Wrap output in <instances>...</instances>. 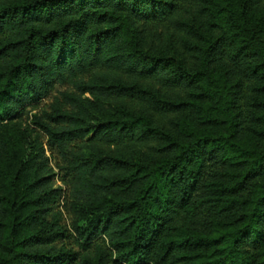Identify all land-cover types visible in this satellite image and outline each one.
I'll return each mask as SVG.
<instances>
[{
    "label": "trees",
    "instance_id": "1",
    "mask_svg": "<svg viewBox=\"0 0 264 264\" xmlns=\"http://www.w3.org/2000/svg\"><path fill=\"white\" fill-rule=\"evenodd\" d=\"M55 85L31 124L64 192L24 126ZM263 246L264 0H0V264H255Z\"/></svg>",
    "mask_w": 264,
    "mask_h": 264
},
{
    "label": "rangeland",
    "instance_id": "2",
    "mask_svg": "<svg viewBox=\"0 0 264 264\" xmlns=\"http://www.w3.org/2000/svg\"><path fill=\"white\" fill-rule=\"evenodd\" d=\"M150 68V64H144V69ZM64 90H67L66 87L64 86H59V85H55L49 95L45 98H43L40 102L38 103H32L30 105H28L27 107V111L29 112V119L26 123H24V126L28 129L29 132V136H30V140H34V139H38V141L40 143H42V147L45 151V155L49 158V165L50 167L53 169V175H54V181L53 184L55 187H61L63 192L66 190V185L64 183V181L62 180L61 175L59 174L58 170L56 169V159L57 156L56 154H52V152L48 149L47 145H46V137L44 136V134H42L39 130H37L35 128V126H33L31 124V117L32 115H34L38 110L42 109L43 107H47L51 100L57 96V94L59 92H62ZM173 115H164L161 116L159 115V112L154 111L153 109H150V112L147 114V117L150 119L151 121V125L155 128L158 129H165L167 128V126L170 124V122L173 120ZM90 123L94 124L96 123V120L93 116H90L89 118ZM28 143H31L30 141H28ZM59 206H60V210L62 211V213L64 214L65 217V225L66 228L68 229L69 232H71L72 229V221L74 218L75 213H77L79 211L78 208H75L74 205H72V207H70L69 209L66 208V199H61L59 201ZM259 250L264 251V246L261 247ZM254 263L255 264H264V256H257L253 258ZM111 264H125L123 259H120L119 257H116L115 255L112 256V260H111Z\"/></svg>",
    "mask_w": 264,
    "mask_h": 264
}]
</instances>
